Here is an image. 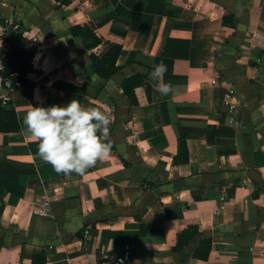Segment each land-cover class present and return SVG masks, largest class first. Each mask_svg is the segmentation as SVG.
<instances>
[{
	"label": "crops",
	"instance_id": "crops-1",
	"mask_svg": "<svg viewBox=\"0 0 264 264\" xmlns=\"http://www.w3.org/2000/svg\"><path fill=\"white\" fill-rule=\"evenodd\" d=\"M2 1L37 44L10 32L0 50L32 53L7 104L19 129L0 132V264H101L125 247L130 264H264V0ZM71 25L99 44L85 50ZM113 43L118 69L104 80L88 53ZM161 62L167 96L150 75ZM131 75H142L127 87L133 104L119 85ZM73 99L109 115L113 148L84 175L65 176L39 159L23 117ZM42 198L45 216L33 212ZM191 225L200 235L173 251ZM203 238L206 257L195 258Z\"/></svg>",
	"mask_w": 264,
	"mask_h": 264
},
{
	"label": "clouds",
	"instance_id": "clouds-1",
	"mask_svg": "<svg viewBox=\"0 0 264 264\" xmlns=\"http://www.w3.org/2000/svg\"><path fill=\"white\" fill-rule=\"evenodd\" d=\"M166 72L161 62L150 73L163 96L173 92L170 83L162 82ZM110 123L108 114L85 108L76 99L65 106H32L23 117L25 134L37 143L39 159L65 176L84 175L110 157L113 145L106 142Z\"/></svg>",
	"mask_w": 264,
	"mask_h": 264
},
{
	"label": "trees",
	"instance_id": "trees-1",
	"mask_svg": "<svg viewBox=\"0 0 264 264\" xmlns=\"http://www.w3.org/2000/svg\"><path fill=\"white\" fill-rule=\"evenodd\" d=\"M60 4H67L70 0H55ZM221 23L234 28L236 20L234 15L224 13L221 17ZM69 33L72 36H79L85 50H90L99 44V38L88 27H82L79 25H71L68 28ZM120 46L118 44H108L105 51L98 56L93 53H88V59L90 60L91 70L102 79H108L113 75L118 67L115 65V60L119 54ZM32 57L31 51L23 49L22 45L10 43L6 52L2 57V63L4 65L5 74L12 75L13 79H18L21 83L24 82V74L32 70L30 66V59ZM138 79V80H136ZM142 75H131L120 82V88L124 95H126L129 104H133L132 94L127 90V87L132 90L133 87L142 83ZM19 129L18 123L13 112V109L9 105L0 106V132H11ZM200 232L196 226H187L176 234L175 243L172 246V250L176 251L181 249L187 241L194 236H199ZM209 245L208 238L202 239V249L195 250L192 255L195 258L204 259L207 254ZM39 264H42L39 263Z\"/></svg>",
	"mask_w": 264,
	"mask_h": 264
},
{
	"label": "built area",
	"instance_id": "built-area-1",
	"mask_svg": "<svg viewBox=\"0 0 264 264\" xmlns=\"http://www.w3.org/2000/svg\"><path fill=\"white\" fill-rule=\"evenodd\" d=\"M0 5L4 6L2 1ZM78 8L80 4L77 5ZM10 32H18L23 35L27 42L26 46L29 48H36L37 37L35 33L31 35H26L25 31H22L21 23L14 10H11L7 14L0 12V50L4 47V37ZM27 32H30L29 30ZM25 34V35H24ZM2 55L0 54V106L7 105L11 101L12 93L15 90L21 88V81L18 79H13L12 75L5 74L4 65L2 63ZM223 104L227 112H231L234 109V101L231 100V95L229 93L225 94ZM223 195L220 194L218 197V207L216 212L222 208ZM33 212L45 216L49 213L48 201L45 198L40 199L38 205L33 209ZM87 230H83L82 238H86ZM101 264H130V253L127 247L124 248L121 255L117 256L112 261H103Z\"/></svg>",
	"mask_w": 264,
	"mask_h": 264
}]
</instances>
